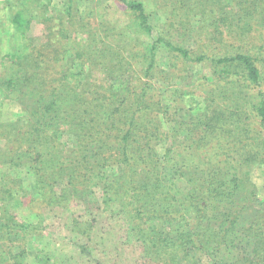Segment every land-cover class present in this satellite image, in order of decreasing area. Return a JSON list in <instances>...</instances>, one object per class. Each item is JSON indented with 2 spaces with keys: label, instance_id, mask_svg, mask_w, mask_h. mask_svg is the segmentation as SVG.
<instances>
[{
  "label": "trees",
  "instance_id": "16d2710c",
  "mask_svg": "<svg viewBox=\"0 0 264 264\" xmlns=\"http://www.w3.org/2000/svg\"><path fill=\"white\" fill-rule=\"evenodd\" d=\"M54 1L4 0L3 4L24 41L19 50L5 51L0 60V91L11 94L22 110L14 119L0 113V167L5 168L0 174V264H24L27 237L40 231L38 222L15 213L21 198L63 211L80 207L83 214L70 213L67 227L88 238L94 206L119 216L127 237L138 247L137 264L184 260L202 264L204 255L210 258L205 264H264V221L257 215L247 221L240 217L259 193L251 178L253 168L259 167L264 178L263 96L252 105L254 123L247 115L228 119L231 110L212 107L209 90L202 105L194 92L183 91L195 114L185 123L194 134L182 141L175 134L179 125H171V132L167 126L162 129L161 120L169 112L148 80L154 76L157 48L162 47L183 60L185 67L209 60L216 77L210 79L213 88L232 83L220 95L239 99L242 85L260 83L257 62L264 63V57L241 49L206 57L205 49L215 40L225 43L224 32L241 41L251 31L263 29L264 0H152L164 19L156 25L149 22L144 0H117L136 31L149 36L141 51L130 48L129 41L125 46L109 37L114 27L103 13H93L92 0L86 1L84 10L95 18L88 17L92 13L79 15L78 0H59L63 10L53 5L54 13L61 11L56 17L58 29L47 27L49 17L43 13ZM101 3L95 1L99 7ZM192 14L199 17L195 49L175 42L170 33L172 28L187 29ZM31 21L55 34L54 42L45 45L46 55L25 39ZM128 47L130 59L123 53ZM138 55L147 61L140 72L133 70ZM50 69H56L51 77ZM129 71L130 78L118 80L120 73ZM230 75L236 77L226 81ZM227 128L243 149L230 145L227 135L220 136ZM61 134L68 135V144L61 141ZM166 139L171 145L157 152L154 146ZM163 167L170 168L169 176ZM246 231L252 244L243 254L236 244ZM33 260L49 264L47 256Z\"/></svg>",
  "mask_w": 264,
  "mask_h": 264
},
{
  "label": "rangeland",
  "instance_id": "374dc122",
  "mask_svg": "<svg viewBox=\"0 0 264 264\" xmlns=\"http://www.w3.org/2000/svg\"><path fill=\"white\" fill-rule=\"evenodd\" d=\"M88 0H78V13L85 14L86 16L92 11L85 12L84 4ZM94 10L93 13H103L106 20L109 21L111 27H114V34L109 37L119 39L121 45H127L126 43L131 42V47L134 50H142V43L148 42L149 36L142 31L137 30L134 25L129 23L127 15L124 12L122 6L118 3L117 0H102L101 7L100 5H95V1L92 0ZM146 10L149 16V22L151 24H159L164 22V19H161L160 13L157 12L155 6H153L152 0H144ZM4 0H0V60L5 51L16 52L19 50L22 42V32L12 23L9 22L6 15V9L4 7ZM58 6L59 10H63L64 5L59 0L52 2V6L44 12L43 14L49 17V22L47 27H52L53 30H57L58 27L56 24L57 15L61 12L54 13L56 7ZM99 7V8H98ZM92 13L91 18H95ZM80 17V16H79ZM199 17L195 14H192L188 20V26L185 30H178V28L170 29L171 39L175 42L180 43L181 45L189 48L195 49V38L194 28L195 23L198 21ZM66 21V20H65ZM131 25V27H127ZM116 29V31H115ZM124 31V32H123ZM124 33V34H123ZM123 34V35H122ZM155 35V32L154 34ZM205 36L201 34L200 36ZM225 43H221L218 40L212 41L211 45L206 47L205 51L208 54L206 57H211L213 54H221L224 51L226 53L232 54L235 53V49L249 50L251 53L257 54L259 57H264V28L251 31L243 39L238 40L232 37H229L225 32L223 33ZM152 38V36H150ZM55 34L48 33L43 24L36 21H31L28 29L25 32L26 41L31 44L34 48L38 49L42 55H46L49 52V48L45 47L48 42H54ZM128 38H132L131 40ZM124 54L128 57L129 47L123 50ZM141 53V52H140ZM49 55V54H48ZM137 64H133V70L141 71L144 66H146L147 61L142 59L140 55L135 57ZM172 60H175V64L172 65ZM257 66L260 71V83L258 85H249L243 86L241 83L240 91H243L241 94H237L239 99L236 98L234 101L227 98H222L221 94H225L232 83L225 82V86L220 87V89L215 90L213 88V83L210 79H216L215 76L211 75V63L209 60L205 59L203 61L186 63V67L183 65V60L174 58L172 53L169 54V51L158 47L155 54V62L152 68H154V76L148 78L150 83L154 86V91L156 97L160 99L164 106H167V111L170 113L165 114V119L161 120L162 129H167L169 132L173 131L171 125H179V130L175 133L177 139L186 140L187 136L194 134V128L191 132L188 130L185 123L191 121L192 114H195V110L189 109L190 105V96L183 94V91H189L195 93V101L199 102V105H202V101H205V96L209 91L212 92V95L209 99H212L211 106L217 107L222 106L224 108L230 109L231 111L227 112L228 119L238 118V117H247L256 123L255 111L252 108L253 104H256L259 95H262L264 98V63L262 61L257 62ZM77 69V67H76ZM56 69H50L48 74L49 77L53 74V71ZM131 72L128 74L120 73L118 75V80H123L125 77L130 78ZM160 74V76H158ZM236 76H228L226 81L234 79ZM142 81H147V78L142 76ZM209 90V91H208ZM229 94V93H228ZM246 96V98H245ZM11 94L7 92L0 91V113L4 118H16L19 113H22L20 106L16 101H12ZM211 103V101H209ZM248 119V120H249ZM167 121H170L171 124H167ZM181 123V124H180ZM256 125V124H255ZM253 128L254 126L251 125ZM231 127V125H228ZM257 127V125H256ZM231 131L227 128L219 133L220 136L227 135L226 140L230 145L235 146L234 148H240L244 144L236 139V136L230 133ZM62 135V136H61ZM60 139L68 144V135L61 134ZM229 136V137H228ZM197 137V136H196ZM227 142V143H228ZM171 145V140L166 139L164 143L156 144L155 149L157 152L162 153L163 149L165 150L168 146ZM5 168L0 167V174ZM163 174L166 176L170 175V168H162ZM252 180L258 187V195L254 202H250L245 212H243L240 217L244 220H249L250 216H259L260 221H264V178L262 177V172L259 167H254L252 172ZM76 208H71L63 211L59 207L44 206L38 204L37 201L21 198L17 205L15 206V213L21 219L31 221L33 223L38 222L40 224V231L35 232V234H30L27 237V258L25 259L24 264H33L35 260L34 257L40 255V257H49V264H137L139 258V251L136 244L132 242L131 238H128L126 235V225L120 219L119 216H114L110 211H102L97 206L93 207L91 214L92 220L94 221L93 232L90 238L80 235L76 232L70 231L67 227L69 216L72 215H82L83 210L79 207V210ZM72 213V215H69ZM251 214V215H250ZM85 218L86 216L83 215ZM248 217V218H247ZM82 218V219H84ZM241 219V218H240ZM244 221V222H246ZM246 225H249L246 222ZM240 228V226H238ZM236 244V249L239 253L248 254L249 248L252 244V238L250 232L246 231L240 236ZM25 247V248H26ZM30 249V250H29ZM193 253V252H192ZM202 264H205L206 261H209V256L204 255L202 258ZM97 261V262H96ZM100 262V263H99ZM212 262L210 261L209 264ZM182 264H191L189 261L184 260Z\"/></svg>",
  "mask_w": 264,
  "mask_h": 264
}]
</instances>
